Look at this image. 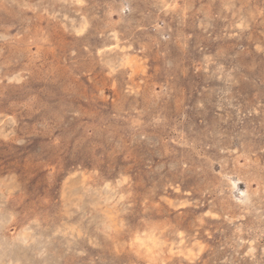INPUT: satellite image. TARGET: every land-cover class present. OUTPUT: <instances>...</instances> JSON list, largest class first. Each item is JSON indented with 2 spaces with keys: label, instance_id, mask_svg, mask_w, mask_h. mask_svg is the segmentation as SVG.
I'll return each instance as SVG.
<instances>
[{
  "label": "rangeland",
  "instance_id": "1",
  "mask_svg": "<svg viewBox=\"0 0 264 264\" xmlns=\"http://www.w3.org/2000/svg\"><path fill=\"white\" fill-rule=\"evenodd\" d=\"M0 264H264V0H0Z\"/></svg>",
  "mask_w": 264,
  "mask_h": 264
},
{
  "label": "bare ground",
  "instance_id": "2",
  "mask_svg": "<svg viewBox=\"0 0 264 264\" xmlns=\"http://www.w3.org/2000/svg\"><path fill=\"white\" fill-rule=\"evenodd\" d=\"M245 152H246V150H245ZM239 188V187H238Z\"/></svg>",
  "mask_w": 264,
  "mask_h": 264
}]
</instances>
